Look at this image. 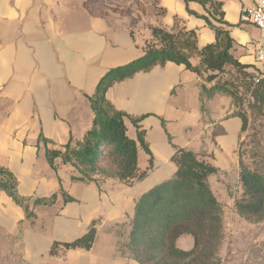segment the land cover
<instances>
[{"label": "crops", "instance_id": "crops-1", "mask_svg": "<svg viewBox=\"0 0 264 264\" xmlns=\"http://www.w3.org/2000/svg\"><path fill=\"white\" fill-rule=\"evenodd\" d=\"M216 1L221 5L210 8L197 0H0V167L14 173L22 196H49L63 187L76 199L65 202L59 195L25 226L22 243L29 262L139 264L120 248L129 239L138 198L177 170L175 146L203 154L219 168L210 176L214 191L218 176L239 177L244 132L242 117L234 114L239 108L232 96L217 93L203 111L204 79L173 61L107 91L110 102L127 114L128 135L138 139L140 131L144 134L150 149L139 144L144 178L132 184L109 178L101 186L74 181L75 167L59 157L55 169L46 153L84 138L94 119L89 96L109 69L144 54L152 26L172 28L180 20L196 30L199 48L217 41L214 27L229 30L231 53L240 67L229 64L207 85L235 84L242 93L264 68L256 58L262 30L242 18V9L254 0ZM191 62L199 64L200 57L192 56ZM0 207L6 227L20 220L22 209L4 192ZM94 219L99 221L91 249L50 254L55 241L82 236ZM189 240L193 243V237Z\"/></svg>", "mask_w": 264, "mask_h": 264}, {"label": "trees", "instance_id": "trees-1", "mask_svg": "<svg viewBox=\"0 0 264 264\" xmlns=\"http://www.w3.org/2000/svg\"><path fill=\"white\" fill-rule=\"evenodd\" d=\"M197 1L209 4L210 8L221 5L216 0ZM220 14V20H223V12L220 11ZM214 28L217 41L199 48L196 30L188 29L180 20H176L172 28L152 26V38L147 42L144 54L109 69L100 78L93 95L89 96L94 119L84 138H72L61 148H47L50 165L56 169L55 160L60 157L64 163L75 167L77 174L72 175L74 181H94L99 186L109 178L120 179L127 184L144 178L147 171H141L139 167V144L150 152L144 134L140 131L138 139L128 135L127 114L110 102L107 91L117 82L168 61L185 64L204 79L205 82L201 84L203 111L206 110L207 101L215 94L232 96L239 108L234 114L242 117V131H246L251 112L264 115V79L255 82L256 76H251L250 85L242 93L235 84L226 87L216 81L211 86L207 85L229 64L240 67L231 53L233 40L229 30ZM194 55L200 57L197 65L191 62ZM44 140L48 141L46 138ZM172 161L177 165L175 173L144 192L136 202L131 233L126 243L127 253L139 264H221L220 250L225 238L224 206L210 182V176L219 173V168L203 154L177 146ZM239 175L243 192L236 201L238 213L251 222L264 221V173L251 168L242 158ZM18 183L12 171L0 167V190L23 206L28 218L36 216L34 208L54 205L59 195L65 202L76 200L61 187L49 196L35 197L34 205L30 207L27 202L31 197L18 192ZM98 221L94 219L86 233L72 241H55L50 254L56 255L61 250L71 248L91 249ZM184 235L193 237L191 248L178 245Z\"/></svg>", "mask_w": 264, "mask_h": 264}, {"label": "rangeland", "instance_id": "rangeland-1", "mask_svg": "<svg viewBox=\"0 0 264 264\" xmlns=\"http://www.w3.org/2000/svg\"><path fill=\"white\" fill-rule=\"evenodd\" d=\"M250 115L247 130L243 132L240 141L239 156L251 168H257L264 173V115L253 114V112ZM213 185L224 206L225 238L220 250L221 264H264V221H248L240 216L236 209V201L243 192L240 175L237 177L234 173L233 177L229 178L218 176ZM0 192L9 196L4 190H0ZM25 197H31L27 203L33 207L34 198L38 196ZM11 200L22 209V212L21 216L18 215L20 220L14 222L12 226L10 224L6 227L0 222V264H38L31 263L24 257L22 237L25 226L38 217V212L42 207L34 208L36 216L28 218L24 207L17 204L12 198ZM4 204L8 207L7 203ZM1 209L0 207V215L3 213ZM7 219L5 217L4 221ZM9 221L11 222V220ZM191 238L187 235L182 236L178 245L186 249L191 248L193 246L189 240ZM126 243L124 242L120 248L123 254H128Z\"/></svg>", "mask_w": 264, "mask_h": 264}, {"label": "built area", "instance_id": "built-area-1", "mask_svg": "<svg viewBox=\"0 0 264 264\" xmlns=\"http://www.w3.org/2000/svg\"><path fill=\"white\" fill-rule=\"evenodd\" d=\"M242 18L245 21L257 25L262 30V38L258 43L256 50V58L264 65V0H254L251 5H247L242 9ZM264 79V68L255 77V82Z\"/></svg>", "mask_w": 264, "mask_h": 264}]
</instances>
